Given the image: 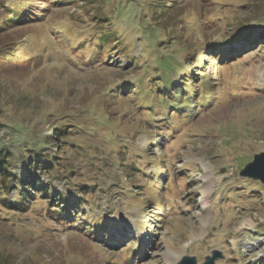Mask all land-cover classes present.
Wrapping results in <instances>:
<instances>
[{
	"label": "rangeland",
	"instance_id": "374dc122",
	"mask_svg": "<svg viewBox=\"0 0 264 264\" xmlns=\"http://www.w3.org/2000/svg\"><path fill=\"white\" fill-rule=\"evenodd\" d=\"M18 3L41 16L0 30V160L41 191L0 197V264H264V184L241 176L264 153V0ZM209 41L220 61L171 89Z\"/></svg>",
	"mask_w": 264,
	"mask_h": 264
},
{
	"label": "trees",
	"instance_id": "16d2710c",
	"mask_svg": "<svg viewBox=\"0 0 264 264\" xmlns=\"http://www.w3.org/2000/svg\"><path fill=\"white\" fill-rule=\"evenodd\" d=\"M1 4L0 6H2V9L4 10V12H6L5 17H3V19H0V30L3 26L6 25H13L14 26H21L24 25L26 23H30V22H34L36 17H40L41 15L38 14V10H33L31 12V16H28V12H29V8L25 7L23 5V3H18V0L14 1L13 3H7L6 0H0ZM147 2V1H146ZM146 2H144L143 4H146ZM47 3H43V5H45ZM150 6H154V4L150 5ZM100 12V7H98L96 9V13ZM35 17V18H34ZM252 34V31H249L245 34H243V38H247L248 36H250ZM234 40V39H233ZM264 40V37H263ZM227 42V41H226ZM209 43V44H208ZM230 43V41H229ZM228 43H214L213 41H209L205 44L204 48L202 50H200L198 52V54L195 55V57H193V63H190V65H193V69L194 71L191 73H185L182 75V80L185 84V86L183 88H179L178 84L176 82H173V86L171 89H181V92L185 91V90H191L192 87L188 88V84H194L196 83V78L195 76H203L204 73H206V70H208V68H204V65L206 63V60H203L201 65H198V63H195L194 61H197V57L201 56V55H207L208 56V60L212 61H220V56L218 57V55H216L218 52V50L220 51L222 48V46L226 45ZM219 54V53H218ZM237 53H234L233 51H231L229 54L226 53V57L228 58V62H233V58L236 56ZM232 61H231V60ZM227 62V63H228ZM213 68V67H210ZM202 72V73H201ZM196 73V74H194ZM193 91V90H192ZM167 93V92H166ZM193 93L196 95V91ZM171 95H175V91L171 94ZM2 128V124L0 122V129ZM37 165H39V163H37ZM41 166V165H39ZM29 172V171H28ZM0 178L7 181L10 178H13L14 181L16 182V190H18V188H20V193L18 195V201L16 203H11L8 201L7 199V194H3V192L0 189V197L2 198V202H6L5 204L10 207L11 209H15L18 212H26L28 210V208L30 207V204L33 200L36 199V195L37 193H39L41 191V188L39 187L38 184V177L37 175L31 174L30 172L22 177H19L17 175H14L11 171H9V165L8 162L5 160H0ZM31 189H34V191H32ZM67 202H69V200H65V204H67ZM52 204V203H51ZM51 210L53 212H60L58 214H60L62 216V211L58 210V207H51ZM66 210L68 212H70L68 209H65L64 215H66ZM60 221H63L64 218L61 217V219H59Z\"/></svg>",
	"mask_w": 264,
	"mask_h": 264
},
{
	"label": "water",
	"instance_id": "95a60500",
	"mask_svg": "<svg viewBox=\"0 0 264 264\" xmlns=\"http://www.w3.org/2000/svg\"><path fill=\"white\" fill-rule=\"evenodd\" d=\"M241 176L249 177L264 183V153L254 156V161L246 165L245 169L241 172ZM220 251L214 250L211 255L205 257V262L202 264H217V260L223 259ZM177 264H199L195 256H185Z\"/></svg>",
	"mask_w": 264,
	"mask_h": 264
},
{
	"label": "bare ground",
	"instance_id": "6f19581e",
	"mask_svg": "<svg viewBox=\"0 0 264 264\" xmlns=\"http://www.w3.org/2000/svg\"><path fill=\"white\" fill-rule=\"evenodd\" d=\"M203 198H204V197H203ZM202 202H203L204 204H206V205H208V203H209V202H208V199H205V198L202 199Z\"/></svg>",
	"mask_w": 264,
	"mask_h": 264
}]
</instances>
